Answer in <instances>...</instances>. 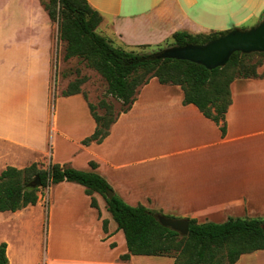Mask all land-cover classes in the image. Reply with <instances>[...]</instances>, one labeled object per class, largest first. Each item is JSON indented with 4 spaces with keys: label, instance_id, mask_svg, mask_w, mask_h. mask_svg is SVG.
<instances>
[{
    "label": "crops",
    "instance_id": "crops-1",
    "mask_svg": "<svg viewBox=\"0 0 264 264\" xmlns=\"http://www.w3.org/2000/svg\"><path fill=\"white\" fill-rule=\"evenodd\" d=\"M88 1L103 15L98 32L129 50L159 47L176 31H223L230 26L256 25L264 17V0ZM37 11L44 13L38 6L29 15ZM30 19L31 24L17 30L31 32L28 38L19 35L9 44H0V173L7 166L60 163L61 135L79 146L80 154H89L84 159L86 171L104 176L131 205L143 204L199 222L264 215V64L259 68L263 76L237 78L232 83L225 135L195 104H184L181 86L162 84L154 77L141 87L131 109L120 115L102 143L84 145L82 140L97 125L88 100L84 93L65 96L73 108L68 119L78 125L76 138H72L66 126H60L62 100L57 98L55 111L51 103L57 42L50 38L49 24ZM90 161L98 167L94 169ZM64 183L76 182L58 184ZM52 186L39 194L35 205L5 212L22 216L45 202ZM94 196L98 214L83 224L89 234L76 235L70 243L62 234L61 244H54L51 234L45 264H175L172 257L156 255L121 260L128 252L125 234L112 222L109 210L101 207V194ZM104 219L108 220L107 232ZM3 241L12 264V246L4 236ZM248 254L236 264L264 260V250Z\"/></svg>",
    "mask_w": 264,
    "mask_h": 264
},
{
    "label": "trees",
    "instance_id": "trees-1",
    "mask_svg": "<svg viewBox=\"0 0 264 264\" xmlns=\"http://www.w3.org/2000/svg\"><path fill=\"white\" fill-rule=\"evenodd\" d=\"M41 2L50 18L59 24V38L65 43V61L77 58L97 71L107 83L106 95L121 102L119 111L107 99L97 105L90 102L83 90L89 77L82 75L80 68L75 70L76 79L71 80L62 93L65 96L84 93L88 100L97 125L95 131L82 140L84 145L102 143L120 115L131 109L141 87L154 77L162 84L181 86L184 104H195L220 126L225 135L226 117L233 101L232 83L237 78L263 76L259 68L264 64V52L237 51L225 66L214 69L189 60L158 59L154 57L157 51L129 50L116 46L100 34L98 27L103 15L88 0ZM228 31H176L170 46L204 44ZM66 72L63 71V76ZM90 164L94 169L98 167L95 161ZM38 175L41 187H29L30 181ZM64 181L83 185L95 208H99V203L94 194L100 193L105 198L107 209L126 237L128 252L120 256L123 261L130 260L133 255H156L172 257L175 264H236L242 255L264 250V217L230 216L223 222H199L196 218H189L190 230L184 236L161 224L157 215L163 212L143 204L131 205L116 193L109 198L107 192L113 188L104 176L69 164L50 163L48 167H40L34 162L24 168L7 166L0 173V213L35 205L42 188ZM103 223L107 232L108 220L104 219ZM7 248V242L0 243V264H9Z\"/></svg>",
    "mask_w": 264,
    "mask_h": 264
},
{
    "label": "rangeland",
    "instance_id": "rangeland-1",
    "mask_svg": "<svg viewBox=\"0 0 264 264\" xmlns=\"http://www.w3.org/2000/svg\"><path fill=\"white\" fill-rule=\"evenodd\" d=\"M38 6L42 8L44 13L39 14L37 11L36 14L29 15L30 9ZM30 18L42 24H49L50 38H52L54 42H57L58 51L55 53L53 60L54 76L52 80L51 103L55 111L57 98L60 97V100H62L60 102V126H66L65 128L68 130L71 137L76 138L78 125H75L71 118L68 119V113L73 109L71 101L63 95L62 91L71 80L76 79L75 70L77 68H80L82 75L89 77V80L83 85L84 93L87 95L89 101L97 105L102 99H107L114 104L116 111H119L121 102L117 101L112 96L106 95L107 83L97 71L88 68L85 63H80L77 58L65 61V43L59 38V24L50 18L41 0H0V27L2 31V34H0V44H9V41L19 38L17 37L19 35L20 37L28 38L31 32L22 31L19 33L17 30L31 24L33 21H31ZM253 25L254 24L247 23L242 26H230L231 28H228V30L236 27L248 29ZM32 32L34 33V31ZM172 43L173 38L159 47L151 48L149 46H140V48L135 49V51L141 53L159 52L169 47ZM63 71H67L65 76H63ZM72 152L75 156L72 155ZM88 155L89 154H80L79 146L72 143V141H66L60 135V150L58 154L60 163L64 161L63 163H70L78 169L89 170L84 164V159H86ZM48 165L49 164L42 162L39 163L40 167H48ZM73 184L64 183V185L57 184L52 186L53 189H51V193L48 194V197L46 194L44 198L45 202H41L37 206H32L22 213V216L21 214L15 215L11 212L1 214L0 238L4 236L9 240L12 246L10 250L12 264H45L46 248L48 238L51 237V234L53 235L54 244L63 243L60 239V235L62 234H64V241L66 243H70V240H76V235L89 234V232L83 230V224L90 221L94 215H97L98 209L91 205V198L84 191L83 185L79 183ZM45 189L46 188H42L39 194H45ZM100 198L102 201L101 207L106 211V200L102 195ZM156 211L160 210L157 209ZM108 214L111 216L112 222L116 225L117 223L112 215H110L111 213ZM167 215L168 217L183 218L173 216V214ZM258 216L264 217V215ZM91 234H96V232H92ZM248 255L250 254L244 256ZM246 262L245 260L244 263ZM263 263L264 260L256 258L251 260L249 264Z\"/></svg>",
    "mask_w": 264,
    "mask_h": 264
},
{
    "label": "water",
    "instance_id": "water-1",
    "mask_svg": "<svg viewBox=\"0 0 264 264\" xmlns=\"http://www.w3.org/2000/svg\"><path fill=\"white\" fill-rule=\"evenodd\" d=\"M237 51L243 53L264 52V17L258 24L248 29L233 28L204 44L190 43L183 46H169L156 52L154 57L189 60L202 64L209 69H214L225 66ZM28 186L32 188L41 187L40 176L32 179ZM114 195L113 189L108 190L107 196L109 198H113ZM157 217L162 225L170 227L184 236L188 235L190 230L189 218H174L164 214H158Z\"/></svg>",
    "mask_w": 264,
    "mask_h": 264
}]
</instances>
